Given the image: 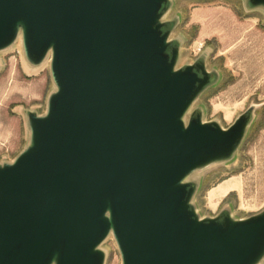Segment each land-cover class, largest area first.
Masks as SVG:
<instances>
[{"label":"water","instance_id":"1","mask_svg":"<svg viewBox=\"0 0 264 264\" xmlns=\"http://www.w3.org/2000/svg\"><path fill=\"white\" fill-rule=\"evenodd\" d=\"M264 9V0H247ZM169 0H0V51L49 59L54 91L28 142L0 166V264H259L264 210L199 218L194 172L228 161L254 106L226 129L186 116L214 83L177 67Z\"/></svg>","mask_w":264,"mask_h":264},{"label":"rangeland","instance_id":"2","mask_svg":"<svg viewBox=\"0 0 264 264\" xmlns=\"http://www.w3.org/2000/svg\"><path fill=\"white\" fill-rule=\"evenodd\" d=\"M167 7L163 21L171 24L169 39L179 42L177 67L203 59L215 76L186 120L196 112L202 122L226 129L254 106L252 124L234 155L188 178L197 187L192 206L201 219L256 215L264 210V9L251 8L247 0H169ZM53 91L49 59L30 67L19 39L0 51V166L25 148L27 114L42 115ZM229 184L231 192L220 201ZM100 248L104 264H121L112 236Z\"/></svg>","mask_w":264,"mask_h":264},{"label":"crops","instance_id":"3","mask_svg":"<svg viewBox=\"0 0 264 264\" xmlns=\"http://www.w3.org/2000/svg\"><path fill=\"white\" fill-rule=\"evenodd\" d=\"M225 188H227L226 189V191L228 190V192L226 193V194H224L223 196H222V198H221V200L220 201H222L223 199H225L228 195H229V193L231 192V190H230V188H231V185L229 184V185H226V187ZM225 191V192H226Z\"/></svg>","mask_w":264,"mask_h":264},{"label":"flooded vegetation","instance_id":"4","mask_svg":"<svg viewBox=\"0 0 264 264\" xmlns=\"http://www.w3.org/2000/svg\"><path fill=\"white\" fill-rule=\"evenodd\" d=\"M198 64H201V61H199V59H197V60H195V61H193L192 63H191V65H198ZM211 86V85H210ZM209 87V86H208ZM207 87V88H208Z\"/></svg>","mask_w":264,"mask_h":264}]
</instances>
